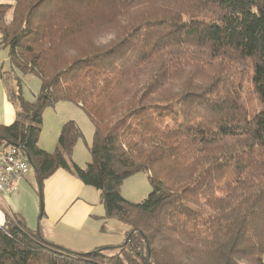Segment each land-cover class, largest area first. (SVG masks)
<instances>
[{"label": "trees", "instance_id": "16d2710c", "mask_svg": "<svg viewBox=\"0 0 264 264\" xmlns=\"http://www.w3.org/2000/svg\"><path fill=\"white\" fill-rule=\"evenodd\" d=\"M0 34L11 69L41 82L32 101L19 77L8 90L18 115L0 147L20 149L40 186L58 169L78 177L128 229L79 253L14 217L0 264H264V0H15ZM60 102L94 127L85 168L70 162L74 121L54 152L38 145ZM138 174L152 192L133 203L122 186Z\"/></svg>", "mask_w": 264, "mask_h": 264}, {"label": "crops", "instance_id": "0c3cea01", "mask_svg": "<svg viewBox=\"0 0 264 264\" xmlns=\"http://www.w3.org/2000/svg\"><path fill=\"white\" fill-rule=\"evenodd\" d=\"M1 1L0 5L4 3ZM7 63L8 51L1 45L0 34V125L8 126L16 121L18 107L10 99L6 87L4 69ZM85 116L80 107L69 102H60L55 107L47 108L43 114L42 127L46 128L47 125L48 128L45 129V144L49 146L52 143L54 148L49 150L39 143L40 148L54 152L58 148L60 129L66 122L74 121L85 134V147L77 142L70 162L85 168L91 161L89 148L94 137V127ZM134 178L126 182L142 183ZM140 191L136 189L133 193ZM14 217L22 219L30 230L39 231L48 242L79 253L118 247L124 242L128 230L121 223L106 218L98 190L85 185L65 169H58L44 180L42 186L35 171L31 170L17 192L0 194V225Z\"/></svg>", "mask_w": 264, "mask_h": 264}, {"label": "rangeland", "instance_id": "374dc122", "mask_svg": "<svg viewBox=\"0 0 264 264\" xmlns=\"http://www.w3.org/2000/svg\"><path fill=\"white\" fill-rule=\"evenodd\" d=\"M1 2H4L3 4H11V3H14L15 0H3ZM12 13H13V11L10 10L5 15V20L7 22H10L12 20V15H13ZM5 54H6V52H5ZM4 70H5L4 78H5V82H6V87H8L10 94L17 90L16 89L17 81H18L17 78L19 77L20 78L19 80H21L22 92H23L24 96L26 97V99L32 101L36 98V96L38 95V93L40 92V89H41V82L37 76H35V75H23L22 73H20L16 70L13 71L11 69V66L9 65V63L6 64ZM84 114H85V112H84ZM85 117L90 121V119L87 117V115ZM43 127H42L43 131H41L42 134L40 133L41 135L39 137L40 141H38V145H39V143H41L42 146H46V148H48L49 150H53L54 147H53L52 143L49 146L47 144H45V142L47 141V134L45 132L46 131L45 129H48V128H47V125H46V128H43ZM60 130H62V128ZM60 134H61V131L59 132V135L57 137V146L58 147H59ZM82 134H83V132H82ZM84 135L85 134H83L82 139L78 141L79 142L78 144L81 145L82 147H85ZM30 175L32 176V173ZM134 177H136L134 179H139V181H141L142 183L135 182L136 184H132V182L131 183L126 182L127 181L126 180L124 182L125 184H123V186H122V195H123L125 200H127L129 202H133V203H138V202H141L142 200H144L145 198H147L149 196V194L152 192V184H151V181H150L149 176L147 174H138ZM136 189L137 190L140 189L141 191L139 193L135 194L133 192ZM104 253L106 255H112V254L116 253V250H108V251H105ZM263 260H264V256H263Z\"/></svg>", "mask_w": 264, "mask_h": 264}, {"label": "built area", "instance_id": "2783aa9c", "mask_svg": "<svg viewBox=\"0 0 264 264\" xmlns=\"http://www.w3.org/2000/svg\"><path fill=\"white\" fill-rule=\"evenodd\" d=\"M31 171V165L14 145L0 147V194L17 192L21 182Z\"/></svg>", "mask_w": 264, "mask_h": 264}, {"label": "water", "instance_id": "95a60500", "mask_svg": "<svg viewBox=\"0 0 264 264\" xmlns=\"http://www.w3.org/2000/svg\"><path fill=\"white\" fill-rule=\"evenodd\" d=\"M28 161H29V162H30V164H31L32 170H33V171H35V169H36V168H35V167H34V165L32 164L31 160H30V159H28Z\"/></svg>", "mask_w": 264, "mask_h": 264}, {"label": "bare ground", "instance_id": "6f19581e", "mask_svg": "<svg viewBox=\"0 0 264 264\" xmlns=\"http://www.w3.org/2000/svg\"><path fill=\"white\" fill-rule=\"evenodd\" d=\"M30 163V162H29ZM31 165V164H30ZM31 169H32V167H31Z\"/></svg>", "mask_w": 264, "mask_h": 264}]
</instances>
